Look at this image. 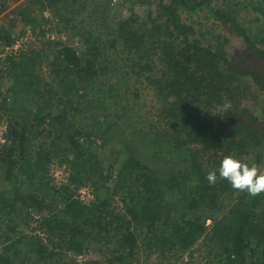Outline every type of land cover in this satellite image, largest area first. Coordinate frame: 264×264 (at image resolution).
<instances>
[{"label":"trees","instance_id":"trees-1","mask_svg":"<svg viewBox=\"0 0 264 264\" xmlns=\"http://www.w3.org/2000/svg\"><path fill=\"white\" fill-rule=\"evenodd\" d=\"M15 1L0 0V14H15L0 25V53L25 33L17 21L44 34L47 9L63 24V9L89 6L110 24V0ZM128 2L104 40L87 26L75 30L84 55L71 45L47 53L48 87L31 50L0 58V90L11 82L13 101L30 95L40 110L9 127L12 142L0 153V264H133L140 249L179 259L209 238L217 264H264V192L234 189L218 173L214 184L206 178L227 155L264 168V36L240 24L235 2ZM145 2L156 8L144 17L134 7ZM236 35L244 43L233 51ZM144 98L149 109L139 114ZM53 162L65 165L67 183L53 184ZM86 184L92 197L78 199ZM33 222L37 231L26 234ZM97 245L99 256L76 258Z\"/></svg>","mask_w":264,"mask_h":264},{"label":"rangeland","instance_id":"rangeland-1","mask_svg":"<svg viewBox=\"0 0 264 264\" xmlns=\"http://www.w3.org/2000/svg\"><path fill=\"white\" fill-rule=\"evenodd\" d=\"M26 1L27 0H17L11 6L13 7L15 5L20 4L21 2L26 3ZM90 1H92V4L95 3V0H89L88 1L89 4ZM128 1L129 0H110L112 4V8L110 10V15L108 16L110 20L109 25L114 26V23L116 22L118 17H120L121 15H127L129 13V7L131 8V6ZM130 2H133V0H130ZM234 2L236 3L234 8H236L237 10L238 9L241 10L239 12V20L241 22L240 24H242L246 28L250 27L248 31L250 33L255 32L252 34L254 35L256 34L257 39H262V37L264 36V24L262 22L264 14L262 13L261 10H264V0H215V3H219L221 5L223 3H234ZM237 4L239 5L237 6ZM255 5H257L258 8H254ZM150 6L152 9H155L156 3H151V4L146 2L137 3L135 4L134 8L138 14L145 17L148 14V9L150 8ZM34 7L36 8V10L33 12V15L36 16L38 14L37 4H35ZM74 7L75 10L73 9L62 10L64 16L67 19V21H64L65 23L63 22V24L60 23L59 21L60 19L55 14L54 9L45 10L44 14L45 16H47V18L48 17L50 18V21L42 26V28L45 29L44 34L40 33V28L34 30L31 25H24L22 21H17L16 26L18 28H24L25 33H22L21 37L17 38L15 44H13L12 46L5 47L4 44L2 48L5 51L0 53V58L1 59L5 58L7 53L9 52H13L17 54V52L21 48L24 49L26 48V50H31L32 52L31 59L38 68L40 80L42 81L41 85L43 87L50 86L52 83H54L53 80L54 73L52 71V66H53L51 64L52 61L47 53L52 54L53 48H58L64 45H71L76 48L79 54L84 55V52L87 47L85 44L81 42L84 38H82V36L78 37L76 34L78 29H80L81 26L83 27V25L95 31V33L99 34L101 38H103V40L109 37L107 35V32L110 31L111 29L110 26L102 20L103 18H101L102 15L101 12L91 11L89 6L88 9L79 8L78 5ZM12 16H15V14H12L10 16L8 10L1 13L0 25L12 23V18H13ZM84 18L85 20L82 23L81 21ZM65 24H67V26H65ZM68 27L70 28L72 27L71 29L73 30V32H71L70 28ZM75 30L77 31L75 32ZM228 35L232 36L234 35V33H230ZM242 38L238 35L233 37L230 46L233 51L242 46V44L244 43ZM45 50L46 52L44 53ZM39 51H42V54H40ZM133 81L134 79L131 80V83H134ZM137 85L140 86V83ZM9 86H11V82H9L8 84H4L0 90V112L2 114H5L4 119L0 122V153L1 154L5 152L4 144L12 142L11 140L8 139L9 127L18 124V122H22L21 117L27 119L30 118L33 114L40 111L39 105H36V103L31 98H29L30 95L24 96L21 100H19V102L13 101L12 94L8 89ZM43 87H40L39 90L41 92L47 91L43 89ZM55 95L58 96V94ZM48 96H51L50 92ZM150 96L152 95L150 94ZM149 98L150 97H148V100ZM148 100L147 98H144L142 100L144 102V105L140 106L139 114L144 113L145 109H149ZM77 104L80 108L81 106H84L83 103H77ZM7 107H13L15 109V114H17L19 117L12 115L11 110H9ZM76 114L79 115V111H76ZM129 114L135 115L137 113L136 111L135 112L133 111V113L132 111H130ZM91 118H92V122H95L96 120L95 115ZM80 120L81 119H79V121ZM78 125L80 126L81 124L79 123ZM82 129L85 130L84 128ZM16 157L19 158L18 153ZM261 171H264V168H262ZM48 172L52 176L51 178L53 179V184L55 186H60L63 185V183L68 182L67 179L68 172L65 169V165L61 166L57 162L50 163L48 167ZM4 175H5L4 169H0V188H3L2 186L5 185L1 183L5 180ZM90 186H91L90 184H86L85 186L76 189L77 192L75 196L81 200H87L89 197H92ZM112 204L117 211L119 212L121 211L120 209L122 204L118 197H116L112 201ZM18 223H20L18 224V226L23 229L24 228L23 223L22 224L21 222ZM212 223H213V219L211 217H208V219L206 220V225H209V227L212 228ZM36 224L37 223L35 222L31 223L30 224L31 228L25 229L26 234L27 233L32 234L33 232H36L38 229ZM33 229L36 231H34ZM198 243H200V245L194 250L192 256H189L186 253L185 258L181 256L178 259L176 253L169 250L166 251L165 254H161L158 250H154V249H150V250L140 249L139 252L136 253L137 261L139 260L138 262L139 264H217V260H219V257L217 256L219 252V247L217 245L215 246L213 239L210 238L209 240L200 239ZM99 247L100 246L97 245L96 247H93L96 248V250L92 249V251L89 252L86 256L81 255V256H77L76 258H78L79 260L83 258H95L96 256H99V254L97 253L99 251L98 249ZM105 247H109V246L105 245ZM3 248H4V243H1L0 241V251H3ZM137 261L134 262L133 264H137Z\"/></svg>","mask_w":264,"mask_h":264},{"label":"clouds","instance_id":"clouds-1","mask_svg":"<svg viewBox=\"0 0 264 264\" xmlns=\"http://www.w3.org/2000/svg\"><path fill=\"white\" fill-rule=\"evenodd\" d=\"M229 105H224L227 108ZM220 178L226 179L237 190H246L250 195L264 192V171L255 163H248L232 155L225 156L218 168L207 173V181L214 184Z\"/></svg>","mask_w":264,"mask_h":264}]
</instances>
